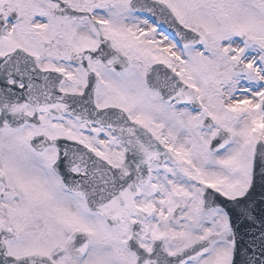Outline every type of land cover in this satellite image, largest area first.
I'll return each mask as SVG.
<instances>
[{
    "label": "snow or ice",
    "instance_id": "snow-or-ice-1",
    "mask_svg": "<svg viewBox=\"0 0 264 264\" xmlns=\"http://www.w3.org/2000/svg\"><path fill=\"white\" fill-rule=\"evenodd\" d=\"M0 264H264V0H0Z\"/></svg>",
    "mask_w": 264,
    "mask_h": 264
}]
</instances>
